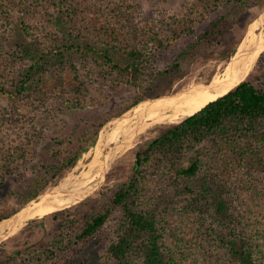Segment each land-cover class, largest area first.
Masks as SVG:
<instances>
[{
	"label": "trees",
	"instance_id": "obj_1",
	"mask_svg": "<svg viewBox=\"0 0 264 264\" xmlns=\"http://www.w3.org/2000/svg\"><path fill=\"white\" fill-rule=\"evenodd\" d=\"M223 1L196 0V9L221 7ZM229 1L242 8L262 2ZM130 9V0H0V94L50 111L53 87L64 81L69 68L74 87L80 71H86L96 90L141 82L146 97L165 93L181 76L183 55L171 68L159 70L155 53L192 29L185 17L163 27L147 19L143 25ZM222 21L196 42L219 39ZM253 76L200 111L158 125L156 134L133 150V171L112 190L109 205L78 232L61 220L55 239L42 250L34 248L28 255L18 248L0 264L54 259L77 264L80 245L98 237L115 212L120 219L107 261L92 264H200L184 243L189 233L180 230L183 218L190 216L197 218L190 233L211 264H264V217L250 213L264 203V82ZM31 140L27 135L0 148V187L28 160ZM83 151L70 157L67 166H74Z\"/></svg>",
	"mask_w": 264,
	"mask_h": 264
},
{
	"label": "rangeland",
	"instance_id": "obj_2",
	"mask_svg": "<svg viewBox=\"0 0 264 264\" xmlns=\"http://www.w3.org/2000/svg\"><path fill=\"white\" fill-rule=\"evenodd\" d=\"M83 1L86 3L87 1L89 3L103 2V0ZM118 4L121 5L122 2L118 1ZM130 4V11L135 13L138 18L137 22H141L140 24L143 25L144 19L149 20L150 24H157L160 27L174 22L175 19L185 17L188 20L186 21L192 31L172 40L171 45L158 50L154 58L156 67L159 70H165L172 67L177 56L183 55L179 60L181 72L177 73L181 76L175 79L172 87L165 93L154 98L144 96L143 86L145 87L146 84L142 86L141 82L135 86H122L119 89L96 90L98 86L90 81L94 78L88 77L86 71H80V80H78L80 83L85 80L86 84L80 85L79 83L77 87H74L76 85L74 82L70 84L69 78L72 77L73 72L69 68L64 73V81L53 87L56 90V97L50 104L52 108L49 109L50 111L31 101L0 94V148L16 145L20 138L27 135L32 139L28 160L13 175L6 177L4 185L0 187V221L18 212L38 195L57 187L56 190H59L60 185L64 182L75 183L73 188L72 186L67 187L75 191L83 173L98 158L99 140L104 134V129L106 130V124L134 106L135 104L132 103L139 97L142 96V100L161 99L163 95L167 94L161 99L162 101L177 97L181 93L179 89L182 86H187L194 75L198 77L196 81L200 83L199 89H204L211 81L212 75L226 71L240 44L247 37L259 33L261 30L264 36V0L249 8H242L233 1L225 0L221 7H211L208 10L196 9V0H130ZM220 20H223L221 24L224 27L219 39L214 37L202 44L196 42L199 35L211 30L213 23ZM259 20L262 26L257 27L256 24ZM228 53H232L230 58H227ZM155 70L154 73L157 72V69ZM246 72L245 77L252 74L254 75L253 80L256 81L257 76H262L261 80L264 82V52L258 62L256 59ZM50 76L48 75V78ZM63 82L64 84L61 85ZM178 83L180 85L175 88ZM167 123L175 122L152 124L136 139L123 144L119 156L115 160H111L110 165L102 171L95 185L106 172L105 182L84 200L78 201V197L88 194L95 185L81 191L80 194L64 204L41 212L27 213L26 218L24 216L21 218L22 223L26 219H30L27 224L9 230L11 231L9 234L8 228L3 234L0 233V237L10 236L0 243V259L13 254L18 248L24 249L28 255L34 248L42 250L55 239L61 220L65 221V224L67 222L69 231L78 232L92 214L103 211L109 205L112 190L131 175L135 162L133 150L137 145L153 137L158 125ZM117 141L118 138L114 139L111 149L115 148ZM83 149L85 151L82 152L76 164L67 166L68 159ZM106 150H102V156L107 152ZM33 193L38 194L28 201L24 200L25 196ZM35 203L37 202L28 207H33ZM55 212H60L57 217L53 216ZM250 213L255 218L262 219L264 203L259 207H252ZM119 216V213L115 212L98 237L80 245L75 263L92 264L98 261H107V248L113 238L114 230L120 219ZM21 219L16 218L12 223H19ZM11 220L13 218L8 219L7 222H11ZM179 222L177 220V224ZM181 225L183 227L182 229L180 227V230L189 233L187 234L188 239L184 240V243H187L188 248L192 251L190 258L196 259L200 264L210 263L201 256L198 241L192 237L193 233H190L191 229H195L197 225V218L194 216L183 218ZM16 231L17 233H15ZM38 264H64V262L54 259L43 260Z\"/></svg>",
	"mask_w": 264,
	"mask_h": 264
},
{
	"label": "bare ground",
	"instance_id": "obj_3",
	"mask_svg": "<svg viewBox=\"0 0 264 264\" xmlns=\"http://www.w3.org/2000/svg\"><path fill=\"white\" fill-rule=\"evenodd\" d=\"M259 20L256 24L257 27L262 26ZM264 50V36L263 31L255 33L247 37L239 46L238 51L233 56L232 61L224 73L217 72L204 89H199V84L196 75L193 76L187 86L181 87V93L177 97L167 98L164 101L159 99H151L136 105L129 110L125 117L115 121L108 129H104V134L101 135L99 140L100 149L98 151L97 159L90 164L87 170L83 173L82 179L79 180V186L76 188L75 193L63 196H56L62 194H44L39 202L35 203L33 207H27L22 212L12 217L11 222H3L0 224V233L8 228V234L11 233L13 228L22 225L23 216L26 218L30 212H41L45 209H50L58 205L68 202L69 199L80 194L86 188L93 187L99 179L103 170L110 165L111 160H115L121 152L122 146L129 143L131 140L136 139L138 135L146 131L152 124L161 122H177L190 116L200 110L211 100L224 94L228 89L241 81L245 76L246 70L257 59L260 52ZM244 76V77H243ZM185 82V81H184ZM180 83L175 85V88ZM204 85V83H203ZM163 99V98H162ZM118 138L117 144L114 149H111L112 142ZM113 148V147H112ZM107 149L106 153L102 156V150ZM112 160V161H113ZM69 178V177H68ZM71 178V177H70ZM80 179V178H79ZM78 181V180H77ZM77 183V184H78ZM73 182L67 181L60 185L59 189L67 190L72 186ZM73 190V189H72ZM74 191V190H73ZM28 213V214H27ZM16 218L21 219L19 223H12Z\"/></svg>",
	"mask_w": 264,
	"mask_h": 264
},
{
	"label": "water",
	"instance_id": "obj_4",
	"mask_svg": "<svg viewBox=\"0 0 264 264\" xmlns=\"http://www.w3.org/2000/svg\"><path fill=\"white\" fill-rule=\"evenodd\" d=\"M264 51H262L259 55H258V57H257V62H258V60H259V58H260V56L262 55V53H263ZM248 77H245L244 79H242L241 81H239L238 83H236L234 86H232L230 89H228V91H226L224 94H222L221 96H223V95H225L226 93H228L229 91H231V90H233L234 88H236L239 84H241L243 81H245L246 79H247ZM221 96H219V97H221ZM219 97H217V98H219ZM216 98V99H217ZM216 99H214V100H216ZM151 99L150 98H147V99H144V100H141L140 102H138L137 104H135L134 106H132L130 109H128L125 113H123V114H121V115H119V116H117V117H114L113 119H111L107 124H106V126H105V128L106 129H108V128H110L111 126H112V124L115 122V121H117L118 119H121L122 117H125L126 116V114H127V112L129 111V110H131L132 108H134L136 105H138L139 103H141V102H144V101H150ZM214 100H211V101H214ZM210 101V102H211ZM210 102H208V103H210ZM207 103V104H208ZM206 104V105H207ZM205 105V106H206ZM205 106H203L201 109H203ZM200 109V110H201ZM200 110H198V111H200ZM197 111V112H198ZM196 113V112H195ZM139 163V162H138ZM138 163H137V165H138ZM108 172V171H107ZM106 178H107V173L105 172V174H104V176H103V178L101 179V180H99V182L93 187V189L88 193V194H86V195H81V196H79L78 197V201H81V200H84L85 198H87L89 195H91L93 192H95L104 182H105V180H106ZM56 189H58V187L57 188H54L53 190H50V191H46V192H44V193H42V194H40V195H38L37 197H35L34 199H32L31 201H29L27 204H25L18 212H16L15 214H13V215H11L10 217H8V218H6V219H4V220H1L0 221V223L1 222H5V221H7L8 219H10V218H12V217H14V216H16L17 214H19L20 212H22L25 208H27L30 204H32V203H34V202H39L40 201V199L42 198V196H43V194H54V195H56V194H64V195H67V194H71V193H75V191H73L72 189H67V190H63V189H59V190H56ZM42 195V196H41ZM77 201V202H78ZM30 219H26L25 221H24V223H23V226L25 225V224H27L28 223V221H29ZM22 226V227H23ZM21 227V228H22ZM15 233H17V231L15 232ZM10 236H8V237H6V235H3L2 237H0V243L3 241V240H6L7 238H9Z\"/></svg>",
	"mask_w": 264,
	"mask_h": 264
}]
</instances>
